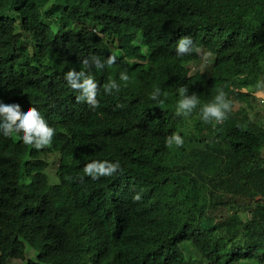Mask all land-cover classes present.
<instances>
[{
	"label": "trees",
	"instance_id": "1",
	"mask_svg": "<svg viewBox=\"0 0 264 264\" xmlns=\"http://www.w3.org/2000/svg\"><path fill=\"white\" fill-rule=\"evenodd\" d=\"M182 36L199 51L178 57ZM49 53L93 76L98 108ZM263 75L264 0H0V100L55 132L40 149L0 135V264H264ZM181 88L201 105L222 90L231 111L177 116ZM94 161L120 168L93 179Z\"/></svg>",
	"mask_w": 264,
	"mask_h": 264
},
{
	"label": "clouds",
	"instance_id": "2",
	"mask_svg": "<svg viewBox=\"0 0 264 264\" xmlns=\"http://www.w3.org/2000/svg\"><path fill=\"white\" fill-rule=\"evenodd\" d=\"M94 31L97 32V30ZM175 51L178 57H182L192 52H198L199 49L194 46L191 36H182L176 42ZM106 63L108 66H113L116 63V58L109 56ZM96 67L102 69L104 63L97 62ZM64 79L71 89L79 93L76 97L78 102H86L92 108L99 107V101L97 100L98 84L91 74L84 70L78 72L73 68L65 74ZM119 80L126 83L129 80L128 72H120ZM260 87L264 88V83H261ZM113 90L119 92L120 84L115 80H109L103 86V92L105 95H112ZM179 91L180 99L176 104L177 116L188 117L199 107L200 117L204 122L215 120L219 123L225 120L227 114L231 111L232 102L222 90L217 92L212 101L202 105L196 94L188 95L185 88H181ZM161 95V89L156 88L151 93V99L157 100V103H163L162 100L158 99ZM13 134H20L19 138L25 145L40 149L51 144L55 132L36 108L30 107L22 111L19 103H5L0 100V135L7 138ZM165 144L169 149L173 146L182 147L184 139L179 132H174L166 138ZM119 168V163L94 161L86 165L84 171L93 179H96L100 175H112ZM135 199H139V196Z\"/></svg>",
	"mask_w": 264,
	"mask_h": 264
},
{
	"label": "rangeland",
	"instance_id": "3",
	"mask_svg": "<svg viewBox=\"0 0 264 264\" xmlns=\"http://www.w3.org/2000/svg\"><path fill=\"white\" fill-rule=\"evenodd\" d=\"M40 62H42L44 65L48 66L49 69L54 70L56 72H61L64 71L67 73L71 69H75L76 71H81L83 70L82 67L76 66L75 64H66L65 62H62L56 57L54 54L49 55H43L38 58ZM264 83V75L260 77L259 83H258V92H256L257 97L261 100V102H258L257 104L259 105L258 109L256 110H250V117L252 120L256 121L255 125L258 126V129H264V88L260 87V84ZM249 91V90H248ZM244 92H247L244 90ZM239 108V105L237 106ZM260 110V111H259ZM54 156H51V161H50V167L47 170V174L50 177V182L58 184V178L55 176L56 175V169H57V164L55 161H53ZM260 198V197H259ZM246 218V216H244ZM30 258L34 257L33 253L29 254ZM18 264H22L20 262H16Z\"/></svg>",
	"mask_w": 264,
	"mask_h": 264
}]
</instances>
